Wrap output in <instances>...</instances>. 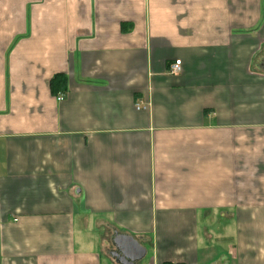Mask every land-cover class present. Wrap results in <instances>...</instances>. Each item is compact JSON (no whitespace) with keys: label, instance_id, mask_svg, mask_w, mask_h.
<instances>
[{"label":"crops","instance_id":"0c3cea01","mask_svg":"<svg viewBox=\"0 0 264 264\" xmlns=\"http://www.w3.org/2000/svg\"><path fill=\"white\" fill-rule=\"evenodd\" d=\"M115 233L264 264V0H0V264H120Z\"/></svg>","mask_w":264,"mask_h":264},{"label":"water","instance_id":"95a60500","mask_svg":"<svg viewBox=\"0 0 264 264\" xmlns=\"http://www.w3.org/2000/svg\"><path fill=\"white\" fill-rule=\"evenodd\" d=\"M112 243L116 251L113 256L120 264H136L146 255V250L130 236L115 233Z\"/></svg>","mask_w":264,"mask_h":264},{"label":"trees","instance_id":"16d2710c","mask_svg":"<svg viewBox=\"0 0 264 264\" xmlns=\"http://www.w3.org/2000/svg\"><path fill=\"white\" fill-rule=\"evenodd\" d=\"M65 78L63 75H55L50 81V89L53 94L63 92L65 89Z\"/></svg>","mask_w":264,"mask_h":264},{"label":"built area","instance_id":"2783aa9c","mask_svg":"<svg viewBox=\"0 0 264 264\" xmlns=\"http://www.w3.org/2000/svg\"><path fill=\"white\" fill-rule=\"evenodd\" d=\"M180 61L176 60L174 63H172L169 68H168V74L172 75L173 77L175 75H178L181 71V64H179ZM58 100H61V98H59Z\"/></svg>","mask_w":264,"mask_h":264}]
</instances>
